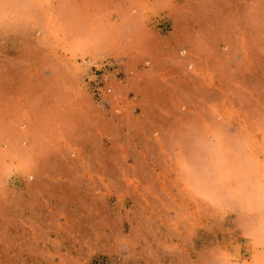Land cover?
<instances>
[{
  "label": "rangeland",
  "instance_id": "1",
  "mask_svg": "<svg viewBox=\"0 0 264 264\" xmlns=\"http://www.w3.org/2000/svg\"><path fill=\"white\" fill-rule=\"evenodd\" d=\"M264 0H0V264H264Z\"/></svg>",
  "mask_w": 264,
  "mask_h": 264
},
{
  "label": "clouds",
  "instance_id": "2",
  "mask_svg": "<svg viewBox=\"0 0 264 264\" xmlns=\"http://www.w3.org/2000/svg\"><path fill=\"white\" fill-rule=\"evenodd\" d=\"M248 239L253 243L260 242V246L264 247V218L260 219L256 224V235L248 234Z\"/></svg>",
  "mask_w": 264,
  "mask_h": 264
}]
</instances>
